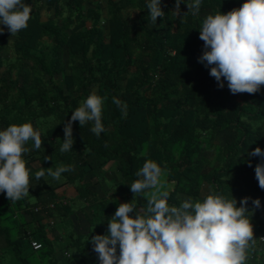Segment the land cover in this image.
I'll return each mask as SVG.
<instances>
[{"label": "trees", "instance_id": "1", "mask_svg": "<svg viewBox=\"0 0 264 264\" xmlns=\"http://www.w3.org/2000/svg\"><path fill=\"white\" fill-rule=\"evenodd\" d=\"M41 2L54 17L41 18ZM165 2V16L153 24L147 0H107L104 26L93 0H28V27L12 34L6 25L0 32V70L7 71L0 75V125L47 123L40 129V148L31 141V151L25 153L32 169L30 192L13 201L0 194V234L6 241L0 264H73L74 258L78 264H100L91 233L107 231L119 197L112 189L98 196L83 180L90 172L104 179L102 167L113 161L120 182L131 189L149 158L165 169L162 189L169 191L170 204L179 206L212 191L230 198L232 193L238 204L249 196L255 237L246 264H264L258 240L264 234V188L255 173L260 157L250 155L257 145L264 148V85L255 93H233L226 80L219 87L211 65L198 59L204 50L200 27L206 15L228 11L244 0H202L199 13L183 9L181 16L185 15L178 19L171 12L175 0ZM131 9L138 10L133 18ZM131 66L134 74L128 76ZM92 91L105 97V131L97 136L91 131L93 122L81 125L77 119L73 148L61 152L65 122ZM113 97L127 103L126 115ZM212 149L213 160L221 165H211L206 152ZM46 155L52 158L44 159ZM58 162L73 167L56 180L50 181L47 172L36 179L41 166L55 170ZM63 185H73L87 201L90 210L84 209L85 217L93 230L89 227L87 234L76 237L68 233V245L61 246L62 257L57 258L59 237L51 238L56 226L49 221L58 216L63 227L72 210L57 192ZM255 197L261 198V207L253 205ZM135 199L144 211L148 195L137 193ZM31 240L40 248L34 249Z\"/></svg>", "mask_w": 264, "mask_h": 264}, {"label": "clouds", "instance_id": "2", "mask_svg": "<svg viewBox=\"0 0 264 264\" xmlns=\"http://www.w3.org/2000/svg\"><path fill=\"white\" fill-rule=\"evenodd\" d=\"M181 2L175 0L176 16L181 13ZM185 2L194 14L200 12L202 0ZM147 7L153 24L157 17L165 16L161 0H147ZM31 13L28 0H0V32L5 31V25L12 34L28 27ZM200 29L205 43L198 59L211 65L210 74L218 86L223 87L226 80L233 93L260 91L264 85V0H244L228 11L208 13ZM104 100L92 91L73 109L64 124L61 152L73 148V122L77 119L81 125L93 122L91 131L97 136L105 131ZM113 101L126 115L127 103L119 97ZM29 141L37 149L43 143L41 131L31 121L0 127V192L11 201L30 192L32 169L25 156L31 151ZM250 155L260 157L255 173L264 188V148L257 145ZM51 158L46 155L44 159ZM71 167L61 164L53 170L41 166L34 176L40 179L47 172L59 179ZM164 171L155 159H146L130 186L135 194L151 190L147 208L139 210L135 198L123 201L111 216L107 231L91 236L100 264H246L247 249L255 237L250 197L244 196L238 204L232 193L230 198L212 191L176 206L169 203V191L162 189ZM251 199L255 207L262 206L260 197Z\"/></svg>", "mask_w": 264, "mask_h": 264}, {"label": "rangeland", "instance_id": "3", "mask_svg": "<svg viewBox=\"0 0 264 264\" xmlns=\"http://www.w3.org/2000/svg\"><path fill=\"white\" fill-rule=\"evenodd\" d=\"M67 2V0H62V2ZM93 3L96 4L98 7H100L99 11L101 13V18H100V24L101 25H107V0H93ZM166 2L165 0H161V5H165ZM40 15L42 19H46L47 17H54L53 14V10H48L47 6L44 2L40 3ZM86 6H88V3H86ZM175 4L171 7V12L173 14V18H180L182 10L185 9L187 10L189 8L188 4L185 2V0H182L181 2V13L180 15H175L173 12V9L175 8ZM66 13V10H65ZM63 13V15L65 14ZM138 10L137 9H131L129 11V17L133 18L137 15ZM62 15V16H63ZM58 21L60 20V17L56 18ZM91 21H88V26L90 25ZM6 26V25H5ZM13 35L8 34V38H12ZM4 55H6V51L4 52ZM130 72L128 74V76H132L134 74V66H131L129 68ZM0 75H7V71L5 69V67H3L0 70ZM56 76H62V74L56 75ZM122 85H124L125 81H121L120 82ZM242 93V92H239ZM239 98L241 99V96H239ZM84 100V99H83ZM80 100V103L83 101ZM2 113L1 109H0V114ZM52 118H49V120ZM44 120V119H43ZM42 121V120H41ZM33 123V122H32ZM46 123V122H44ZM41 123L39 127L37 124L33 123L34 127L38 128L39 130H44L46 128V124ZM50 123V122H49ZM45 125V126H44ZM0 127H4L3 125H0ZM61 136V135H60ZM31 142V141H29ZM28 142V145L30 144ZM206 155L208 158H210V161H212L211 165H221L222 162H216L215 160H213L215 158V151L209 150L206 152ZM61 164H64L63 162H58L57 166H60ZM115 166V167H114ZM116 168V169H115ZM210 168V167H209ZM102 171L105 173V177L104 179L99 178V176H92V173H87V175L84 178V182H86L87 184L91 185L94 190L98 193V196H101L102 194H105L106 192H111V189L114 191L115 194L118 195L119 197V202H123L126 200H132L133 198H136V195L134 193V191L132 189H130L128 187V184L125 182H120L121 181V174L118 171V167L117 165L114 164L113 161H109L107 163H105L102 167ZM165 178V173L162 175L161 179L164 180ZM50 181L52 180H56V178L50 176L49 178ZM62 180V179H60ZM112 184V186H111ZM171 185H169L170 187ZM205 191V190H203ZM58 194H60L61 196H64V201L69 202L72 206V210L70 212V214L68 215V219H66V224L63 227H60V224H64L62 222H60V218L58 216H55L53 218H51V220L49 222H51V226H56L55 229L51 232L50 236L51 238H54L56 236L59 237V241H58V246L59 249L61 250V246H66L68 245V242L70 240V237L68 236V233L72 232V236L76 237L77 233H81L82 235L87 234V231L89 230V223L85 217V212L84 209L89 211L90 210V206H88V203L85 199H83L75 190L73 185H63L61 187H59L57 189ZM151 190H146L145 194L149 196ZM92 199L94 197H91ZM71 224V225H70ZM70 225V226H69ZM91 228V227H90ZM93 230V227L91 228ZM89 235V234H88ZM91 235H95V233H91ZM90 236V235H89ZM88 236V237H89ZM263 245L261 246V250L264 251V242H261ZM61 256H62V252H61ZM247 261H249V259L247 258ZM73 264H78V260L76 258L73 259L72 261Z\"/></svg>", "mask_w": 264, "mask_h": 264}, {"label": "crops", "instance_id": "4", "mask_svg": "<svg viewBox=\"0 0 264 264\" xmlns=\"http://www.w3.org/2000/svg\"><path fill=\"white\" fill-rule=\"evenodd\" d=\"M25 219L26 220H29L30 219V216L28 215V214H25ZM263 245V244H262ZM261 245V246H262ZM6 247V241H5V239H4V235H2V234H0V249L1 248H5ZM55 256L57 257V258H61L62 256H61V250L60 249H58L56 252H55Z\"/></svg>", "mask_w": 264, "mask_h": 264}, {"label": "built area", "instance_id": "5", "mask_svg": "<svg viewBox=\"0 0 264 264\" xmlns=\"http://www.w3.org/2000/svg\"><path fill=\"white\" fill-rule=\"evenodd\" d=\"M3 193V192H0V194ZM258 240L260 242H264V234H261L258 238ZM31 246L34 248V249H38L40 248L41 244L37 241V240H31Z\"/></svg>", "mask_w": 264, "mask_h": 264}]
</instances>
